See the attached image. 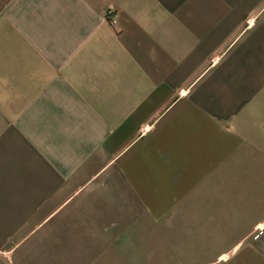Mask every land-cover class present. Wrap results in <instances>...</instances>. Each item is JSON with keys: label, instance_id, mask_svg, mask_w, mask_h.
I'll list each match as a JSON object with an SVG mask.
<instances>
[{"label": "crops", "instance_id": "crops-1", "mask_svg": "<svg viewBox=\"0 0 264 264\" xmlns=\"http://www.w3.org/2000/svg\"><path fill=\"white\" fill-rule=\"evenodd\" d=\"M0 264H264V0H0Z\"/></svg>", "mask_w": 264, "mask_h": 264}, {"label": "built area", "instance_id": "built-area-1", "mask_svg": "<svg viewBox=\"0 0 264 264\" xmlns=\"http://www.w3.org/2000/svg\"><path fill=\"white\" fill-rule=\"evenodd\" d=\"M105 17H106V20H108L110 24L116 23V17L113 15V10H110V9L106 10Z\"/></svg>", "mask_w": 264, "mask_h": 264}]
</instances>
